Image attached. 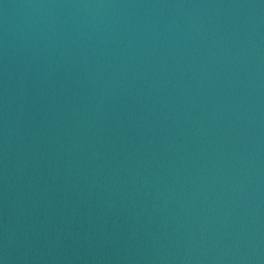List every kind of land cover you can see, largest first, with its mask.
<instances>
[{"label": "water", "instance_id": "water-1", "mask_svg": "<svg viewBox=\"0 0 264 264\" xmlns=\"http://www.w3.org/2000/svg\"><path fill=\"white\" fill-rule=\"evenodd\" d=\"M0 264H264V0H0Z\"/></svg>", "mask_w": 264, "mask_h": 264}]
</instances>
